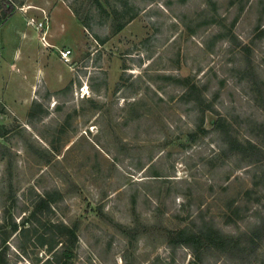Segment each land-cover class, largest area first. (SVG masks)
Listing matches in <instances>:
<instances>
[{
	"label": "rangeland",
	"instance_id": "1",
	"mask_svg": "<svg viewBox=\"0 0 264 264\" xmlns=\"http://www.w3.org/2000/svg\"><path fill=\"white\" fill-rule=\"evenodd\" d=\"M11 2L0 264H47L49 224L65 264H264V0Z\"/></svg>",
	"mask_w": 264,
	"mask_h": 264
},
{
	"label": "trees",
	"instance_id": "2",
	"mask_svg": "<svg viewBox=\"0 0 264 264\" xmlns=\"http://www.w3.org/2000/svg\"><path fill=\"white\" fill-rule=\"evenodd\" d=\"M13 2L11 0H0V23L6 21L11 15L13 11ZM74 15L77 21L84 26L82 19L78 12L74 11ZM131 19V18H130ZM122 28V25H117L115 31L118 32ZM195 86H191L189 91L195 90ZM188 91V92H189ZM185 95V94H184ZM187 95V94H186ZM224 123V119L220 118L216 125L219 127ZM224 125V124H223ZM231 144V143H230ZM237 145V144H236ZM250 145V143L248 144ZM252 148V146H251ZM232 148H229L231 150ZM254 149V148H253ZM44 211L50 212V205L47 202L46 196L39 197L38 204L36 208L30 213V217L32 220H35L36 223H41V220L37 218V214H41ZM29 225V224H27ZM34 226H29L28 228L23 225L20 232H29L34 230L36 233V228H31ZM48 232L43 233L42 235H38L37 243L40 247H45V252L51 254V260L49 261L47 258L44 262L50 264L51 261L55 260L59 264H65L66 260L72 257V245L77 242L76 234L73 232L71 228L65 226L64 224L59 225H50L49 229L47 228ZM205 237V236H204ZM191 242H186V247L192 249L195 253L197 250L201 249H209L211 247H219L224 251V246L229 241H224V238L217 237L215 235L207 234L205 237V241L202 240L201 236L198 237L197 235H192L189 237ZM251 244L254 241L250 240Z\"/></svg>",
	"mask_w": 264,
	"mask_h": 264
},
{
	"label": "built area",
	"instance_id": "3",
	"mask_svg": "<svg viewBox=\"0 0 264 264\" xmlns=\"http://www.w3.org/2000/svg\"><path fill=\"white\" fill-rule=\"evenodd\" d=\"M68 55H69V51H65V52L60 53L61 59H63L64 61H66Z\"/></svg>",
	"mask_w": 264,
	"mask_h": 264
},
{
	"label": "crops",
	"instance_id": "4",
	"mask_svg": "<svg viewBox=\"0 0 264 264\" xmlns=\"http://www.w3.org/2000/svg\"><path fill=\"white\" fill-rule=\"evenodd\" d=\"M0 78H1V77H0ZM58 79L60 80L61 78H58ZM59 80H57V82H56L57 84L61 83V81H62V79H61V81H59ZM0 83H2L1 80H0ZM1 88H2V87L0 86V89H1Z\"/></svg>",
	"mask_w": 264,
	"mask_h": 264
}]
</instances>
